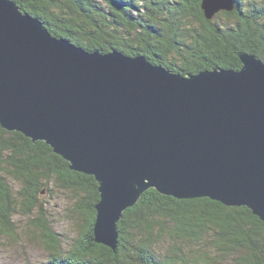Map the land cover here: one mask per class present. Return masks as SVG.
Segmentation results:
<instances>
[{
    "label": "water",
    "instance_id": "95a60500",
    "mask_svg": "<svg viewBox=\"0 0 264 264\" xmlns=\"http://www.w3.org/2000/svg\"><path fill=\"white\" fill-rule=\"evenodd\" d=\"M211 19L233 0H203ZM173 72L145 55L88 51L0 0V123L45 140L99 182L95 239L150 187L245 205L264 221V61Z\"/></svg>",
    "mask_w": 264,
    "mask_h": 264
},
{
    "label": "trees",
    "instance_id": "16d2710c",
    "mask_svg": "<svg viewBox=\"0 0 264 264\" xmlns=\"http://www.w3.org/2000/svg\"><path fill=\"white\" fill-rule=\"evenodd\" d=\"M13 1L53 35L88 51L145 55L184 75L239 70L240 52L264 60L255 46L264 43V24L243 32L241 0L211 19L203 0ZM58 198L71 201L75 237L54 227L51 203ZM99 200L94 175L72 169L45 140L0 123V237H40L49 258L38 264H264V221L245 205L150 187L117 222L115 250L95 239Z\"/></svg>",
    "mask_w": 264,
    "mask_h": 264
},
{
    "label": "rangeland",
    "instance_id": "374dc122",
    "mask_svg": "<svg viewBox=\"0 0 264 264\" xmlns=\"http://www.w3.org/2000/svg\"><path fill=\"white\" fill-rule=\"evenodd\" d=\"M66 200L68 201V199ZM66 200L63 198L52 200L51 209L54 217V227L59 232H66L75 237L76 231L70 220L69 208L71 201L67 204ZM39 238L30 241L28 236L25 235L23 239L15 241L10 237H0V264H26V262L38 264L46 262L49 253Z\"/></svg>",
    "mask_w": 264,
    "mask_h": 264
},
{
    "label": "flooded vegetation",
    "instance_id": "af4514ba",
    "mask_svg": "<svg viewBox=\"0 0 264 264\" xmlns=\"http://www.w3.org/2000/svg\"><path fill=\"white\" fill-rule=\"evenodd\" d=\"M241 1H242V13L241 16H239V21H241L242 25H244L243 26L244 28L241 26V29L246 34V25L250 26L251 28L253 27L256 28L257 25L264 24V15L257 12L259 8L262 11H264V0H241ZM245 39H247V36H245ZM255 46L258 49L264 50V43H261L260 41L258 44H255Z\"/></svg>",
    "mask_w": 264,
    "mask_h": 264
}]
</instances>
